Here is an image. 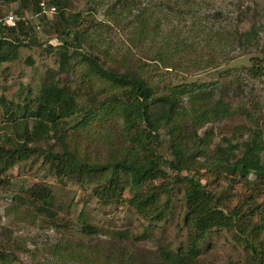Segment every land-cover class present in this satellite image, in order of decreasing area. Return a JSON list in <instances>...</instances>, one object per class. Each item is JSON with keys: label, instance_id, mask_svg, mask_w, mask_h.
<instances>
[{"label": "rangeland", "instance_id": "obj_1", "mask_svg": "<svg viewBox=\"0 0 264 264\" xmlns=\"http://www.w3.org/2000/svg\"><path fill=\"white\" fill-rule=\"evenodd\" d=\"M23 1L27 0L0 1V18L12 14L20 22L36 27V38L21 43L17 58L10 63H0V103L4 100L13 105L23 104L27 95L34 99L43 87L59 88V83L78 89L84 74V68L76 60L70 61V67L66 68L68 73L61 71L60 54L56 50L48 51V46L57 48L61 44L55 34V30H60L58 24H64L60 21L61 13L46 4L47 0H42L41 12L35 14L33 2L28 1L24 6ZM115 1L69 0L63 14L64 18L79 15L76 32L80 44L79 49L72 48L69 54L91 55L113 71H119L114 62L124 68L137 59H145L149 66L157 69L156 84L161 90L177 86L193 92L210 90L212 97L206 104L212 106L220 100L231 108L230 114L223 118L204 121L202 126L194 125L185 133L188 143L183 147L191 152L190 174L215 194L220 208L226 212L238 206L248 211L250 217L246 220L251 227L262 228L255 244L264 258V189L253 186V175L239 180L237 175L231 176L219 169L221 175L218 176L212 166L217 155L233 162L241 156L242 145L260 134L264 145V76L251 74V58H257L258 66H264V0H182L188 3L192 10L190 17L195 19L186 14L187 6L182 7L180 0L170 1V4L159 0H128L109 15L108 9ZM198 3L203 4L200 10L196 8ZM138 11L151 18L152 26L154 21L159 22L156 31L148 28L149 36L141 43L134 40L136 21L133 16ZM19 12L22 14L17 15ZM190 21L200 22L209 31L188 32L186 27ZM250 29L255 32V41L247 49L238 47L233 39L235 33ZM73 32L71 29L69 38ZM0 39L14 41L9 36H0ZM164 43L171 48L182 43L183 49L192 48L194 52L184 59L182 54L171 65L159 63L157 66L152 58H156V52L164 48ZM4 52H7L5 48ZM86 86L88 82L80 88V95L86 96L90 88ZM101 88L108 90L92 81L93 93ZM183 103L184 114L190 117L186 99ZM5 122L0 109L2 140L13 133L6 130ZM107 123L91 124L80 133L82 138L75 144L78 154L92 160H105L126 146L119 139V133H115L119 125L115 121ZM159 134L162 140L159 154L172 162L169 133L160 130ZM76 135V131L68 128L64 137L75 139ZM199 139L205 140L207 146L200 148ZM55 143V138L31 143V158L0 175V264H167L166 253L175 254L186 248L183 184L172 185L165 220L148 225L126 204L103 206L99 203L93 193L96 184L58 181L42 160L48 146ZM227 145H232L234 150L225 151ZM260 158L264 163V151ZM164 170L170 182L179 175L166 167ZM187 174L181 172L179 179ZM35 186L51 191L50 216L39 211L38 204L25 199L26 191ZM129 197L128 191L123 193V199ZM198 248L197 264L247 263L245 246L233 230H211L198 242Z\"/></svg>", "mask_w": 264, "mask_h": 264}, {"label": "trees", "instance_id": "obj_2", "mask_svg": "<svg viewBox=\"0 0 264 264\" xmlns=\"http://www.w3.org/2000/svg\"><path fill=\"white\" fill-rule=\"evenodd\" d=\"M0 1L8 3L15 0ZM28 1L33 2L32 10L35 14L41 12L42 0L23 1V5L28 4ZM127 1L116 0L108 9V14L115 13V10ZM159 1L170 4L173 0ZM47 2L46 4L61 13L60 21L64 22L58 24L60 30H55L61 42L60 46L57 48L48 46V51L56 50L60 54L61 71H66L71 65L70 61L76 60L84 68V74L81 75L83 78L79 81L78 89L71 88L68 83H59V88L43 87L34 99L27 95L23 104L13 105L1 100L0 109L6 119L4 126L13 133L5 135L3 140L0 138V175L31 158L29 148L31 143L55 138L56 143L48 146L42 160L58 181L67 180L80 185L86 182L89 185L96 184L93 193L99 203L103 206L126 204L148 225L162 223L167 217L172 185L179 183L185 186L183 224L187 229V244L185 249H180L175 254L166 253L167 264H197L195 262L199 257L198 242L213 229L233 230L245 246L248 257L246 264H263L262 252L255 244L262 228L251 227L246 220L250 217L248 211H242L238 206L226 212L220 208V200L215 194L208 191L200 179L190 174L191 152H186L183 147L184 143H188L185 140L187 137L185 133L194 128V125L202 126L204 121L223 118L230 114L231 108L220 100L212 106L206 104L212 97L210 90L199 89L193 92L177 88L179 86L161 90L156 84L157 69L149 66L150 64L142 58L124 68L118 62H114L119 71H113L106 69L104 63L91 55L77 54V57L70 55V49L80 48L79 33L76 32L79 15L64 18L63 12L69 6V0ZM180 2L184 4L182 7L187 6L186 14L190 17L192 11L190 6L185 1ZM196 8L202 9L203 4H196ZM21 14L22 12L17 13ZM133 17L136 21L134 40L141 43L149 36L148 28L153 27V31H156L159 22L154 21L152 26L151 18L143 11H138ZM186 28L193 34L209 31L200 22L193 21H190ZM71 29L74 32L72 38H69ZM235 34L233 39L238 47L247 49L255 41L253 29ZM35 35L36 27L27 22H20L15 29L0 30V36L14 38L12 42L0 39V63L14 61L21 43L32 42L31 38L35 39ZM207 36L210 38V32H207ZM182 43L186 41L182 40ZM182 43L175 44L173 48L164 43V48L156 52V58H152L156 60L154 64L171 65L177 62L182 54L184 59L185 55L194 52L192 48L183 49ZM4 48L7 52H4ZM258 61L257 58H251L253 65L251 74L264 76V66H258ZM92 81L99 82L108 90L104 91L101 88L99 92L93 93ZM87 82L86 87L90 88L86 96H82L79 94L80 88ZM184 99L190 106L188 110L191 113L190 117L186 116L184 114L186 111L182 109ZM81 101L85 104H79ZM112 121L119 125L115 133L117 131L119 139L126 144L120 152L110 155L105 160H92L77 153L75 144L82 138L81 132L87 130L91 124L107 122L112 124ZM68 128L77 132L75 139L64 137ZM160 130L169 133L172 162H167L159 154L162 144ZM261 137L260 134L250 143H244L241 156L233 162L217 155L212 165L213 171L219 176L221 175L219 169H223L231 176L237 175L239 180H246L249 175H253L255 177L253 186L264 189V163L260 158L264 145ZM198 144L200 148L207 146V142L202 139L198 140ZM224 150L234 149L232 145H227ZM165 167L179 175L181 172L188 174L181 179L177 175V178L170 182ZM126 191L131 197L123 199V193ZM25 199L31 204H38L39 211L51 215L53 196L50 190L35 186L26 191Z\"/></svg>", "mask_w": 264, "mask_h": 264}, {"label": "built area", "instance_id": "obj_3", "mask_svg": "<svg viewBox=\"0 0 264 264\" xmlns=\"http://www.w3.org/2000/svg\"><path fill=\"white\" fill-rule=\"evenodd\" d=\"M20 23V19L12 14L0 18V30L14 29Z\"/></svg>", "mask_w": 264, "mask_h": 264}]
</instances>
